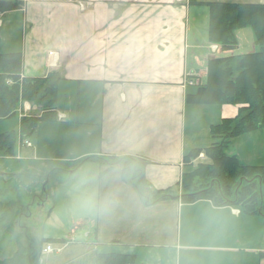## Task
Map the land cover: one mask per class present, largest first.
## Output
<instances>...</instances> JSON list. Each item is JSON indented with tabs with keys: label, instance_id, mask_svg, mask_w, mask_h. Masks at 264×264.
<instances>
[{
	"label": "crops",
	"instance_id": "obj_1",
	"mask_svg": "<svg viewBox=\"0 0 264 264\" xmlns=\"http://www.w3.org/2000/svg\"><path fill=\"white\" fill-rule=\"evenodd\" d=\"M0 1L21 6L0 14V44L12 49L8 54H21L22 77L60 78L53 117L40 122L28 137L21 139L19 131L15 150H32V156L24 158L29 173L36 176L41 171L33 167L34 161L45 170L68 173L85 160L103 156L96 199L116 201L113 190L118 184V219L124 226L116 245L105 248L111 253H99L100 230H88L63 238L60 246L41 243L38 257L25 261L71 264L83 254L87 264H96L98 256L118 254L129 257V264H264L263 218L245 215L237 206L216 207L209 200L185 202L189 181H184L188 169L184 158L204 148L207 139L212 145V126L239 114V107L186 102L187 85L206 79V63L213 53L208 29L206 36L193 34L200 28L199 19L209 17L201 10L206 7L191 5L190 0ZM196 1L264 4V0ZM87 4L88 9L81 10ZM108 33L115 35L111 42ZM16 34L20 42L13 46ZM42 114L26 102L16 118L19 123ZM257 133L264 134V129L234 139L230 149L239 148L229 154L238 161L248 158L237 141L253 144L250 137L257 138ZM76 144L83 148L80 155H75ZM259 148L264 156V146ZM202 157L191 164L204 161ZM124 159L137 161L151 192L164 196L161 201L147 206L136 188L123 180L124 171H130L121 163ZM123 210H131V216ZM49 218L50 213L46 221ZM46 246L58 251L44 253ZM68 249L72 250L65 253Z\"/></svg>",
	"mask_w": 264,
	"mask_h": 264
},
{
	"label": "trees",
	"instance_id": "obj_2",
	"mask_svg": "<svg viewBox=\"0 0 264 264\" xmlns=\"http://www.w3.org/2000/svg\"><path fill=\"white\" fill-rule=\"evenodd\" d=\"M190 4L208 9V38L217 49L207 60L206 79L191 80L187 85L186 102L189 106L239 107V114L211 127L212 145L209 148L193 150L184 158V166L188 168L184 181H189L188 187L193 189L194 182L205 181V186L187 197L185 202L209 200L216 207L237 206L245 215L264 218V167L241 165L236 156L229 154L234 139L264 129V4H202L196 0H190ZM19 9V3L0 1V14ZM245 29L252 31L256 51L225 56L238 48L237 32ZM219 49L224 57L216 56ZM22 67L21 54H0V123L16 118L19 106L26 102L43 113L39 119L20 120L21 139L30 136L40 122L53 117L60 81L56 74L24 79ZM15 148L14 132L0 135V157H14ZM201 154L209 163L192 165ZM121 163L130 168L129 172L124 171L123 180L136 188L147 206L163 199L164 196L151 192L137 161L124 159ZM128 176H131L129 180ZM6 210L5 206L4 212ZM48 243L52 241L42 242L43 245ZM39 251L42 252L41 248ZM130 262L129 257L118 254L98 256L96 260V264ZM4 264L26 263L17 254Z\"/></svg>",
	"mask_w": 264,
	"mask_h": 264
},
{
	"label": "rangeland",
	"instance_id": "obj_3",
	"mask_svg": "<svg viewBox=\"0 0 264 264\" xmlns=\"http://www.w3.org/2000/svg\"><path fill=\"white\" fill-rule=\"evenodd\" d=\"M86 2H88V4L92 3L91 0ZM88 4L85 7L82 6L81 10L88 9ZM201 10H204L203 12L205 15L208 14V9L201 8ZM199 16L202 17V14ZM199 23L200 28L196 29L193 34L206 36L209 26V17H205L202 20L200 18ZM114 37V34H107V40L110 42L114 40ZM237 38L239 42L238 48L228 55H243L256 51L255 39L250 29L237 32ZM12 41H14L13 46L18 45L20 42V35L16 34L15 38L12 37ZM115 45H117L118 48V40L115 41ZM207 45L208 43L206 42L204 46L206 47ZM208 48H210L209 45ZM11 52L12 49L10 47L8 48L6 43L0 44V54H8ZM202 54L206 55V52H202ZM216 56L224 57V54L219 49ZM18 124L17 118L0 123V135L14 132L18 140ZM44 132L46 133L47 130ZM250 138L254 142L253 144L248 142L246 144L244 139L237 141L241 143L243 151L248 153V158L243 161L239 160V163L244 166H264V156L260 155L261 149L259 148L264 146V134L257 133V138ZM31 141L34 143L33 138ZM204 145L205 146H201L204 147L201 149L210 147L211 142L207 139ZM238 148L239 146L236 145L234 149H230V152L234 154L233 150H236L237 153ZM82 150L83 148L76 144L75 155H80ZM27 155L31 157L32 150L23 147L21 153L19 150H16V157L14 158L8 157L10 159H5L6 157H0V206L19 203L21 206L26 207L25 211L27 214L26 220L20 221L19 219H15L9 224L6 231H2L1 227L3 224L0 221V261H4L2 264L15 256L20 243L26 242L29 235H31L34 230L39 233V242H42V240H50L52 241V245H62L58 241L65 237L72 238L73 233H83L88 230L89 233H93L100 230L98 239L100 240L101 246L99 253H111L109 249L105 250L106 246L116 245L115 243L118 242V233L124 228L122 219H118V184L116 186L117 188L113 190V193L116 195L115 204L106 214H98L83 208L79 203L80 192L77 188L78 181L82 177H89L90 183L87 185V189L94 194L96 199L99 195L97 186L99 184L100 167L98 163L104 164L106 159L101 155L93 157L90 159L91 161L89 163L85 161L78 170L74 167L70 169L68 173L45 170L42 163L34 161L32 162L33 167L41 171L40 174L36 176L29 173V169L26 167L24 156ZM198 163L208 164L209 162L205 158L204 161H198ZM73 170L75 172L71 174ZM204 182L205 181L202 183L200 181L194 182L193 189H190L185 183L188 188L186 193L190 196L192 194L191 192L201 190L202 187L205 186ZM43 201L45 202V207L42 205ZM199 208L201 207L197 209ZM12 211L14 210L12 209ZM185 212L186 210L184 211V215ZM48 213H50V218L46 221ZM123 213L131 216L132 212L131 210H123ZM15 214L16 212L14 211V215ZM85 219H89L88 222H86ZM94 223L95 227H93ZM27 244L30 246V241H28ZM71 250L72 249H68L65 253ZM78 250L81 249L79 248ZM113 252H116V250ZM78 258V260H72L71 264H87L88 259L83 256V254H79ZM43 259H45V257ZM211 260H214L213 257H211Z\"/></svg>",
	"mask_w": 264,
	"mask_h": 264
},
{
	"label": "flooded vegetation",
	"instance_id": "obj_4",
	"mask_svg": "<svg viewBox=\"0 0 264 264\" xmlns=\"http://www.w3.org/2000/svg\"><path fill=\"white\" fill-rule=\"evenodd\" d=\"M7 210L4 212L5 207L0 206V210H3V212H0V221L2 222L3 226L1 227L2 231H6L9 224H11L15 219H19L20 221L27 219V214L25 211L26 207L21 206L19 203L10 204L9 206H6ZM44 207V206H43ZM16 212L14 215V211ZM30 241V246L27 244V242ZM42 242L38 241V233L34 230V232L29 235L26 242H21L18 246V250L16 252L17 254H20L21 259H29L37 258V255L39 254V250L42 246ZM28 255V256H27ZM13 257L12 259H14ZM10 259V260H12ZM9 261V260H8ZM4 261H0V264H2ZM6 263V262H5ZM24 263V262H23ZM26 264H32L30 262L25 261Z\"/></svg>",
	"mask_w": 264,
	"mask_h": 264
},
{
	"label": "clouds",
	"instance_id": "obj_5",
	"mask_svg": "<svg viewBox=\"0 0 264 264\" xmlns=\"http://www.w3.org/2000/svg\"><path fill=\"white\" fill-rule=\"evenodd\" d=\"M90 183V178L82 177L77 184V188L80 192V205L88 211L96 212L98 214L108 213L115 204L112 198H107L102 202H98L95 199L93 193L87 189V185Z\"/></svg>",
	"mask_w": 264,
	"mask_h": 264
},
{
	"label": "built area",
	"instance_id": "obj_6",
	"mask_svg": "<svg viewBox=\"0 0 264 264\" xmlns=\"http://www.w3.org/2000/svg\"><path fill=\"white\" fill-rule=\"evenodd\" d=\"M215 50H216V48L214 47L213 51H215ZM26 145L30 146L29 142L26 141ZM57 251H55L51 246H47L45 248V250H44V253H54V252H57Z\"/></svg>",
	"mask_w": 264,
	"mask_h": 264
}]
</instances>
